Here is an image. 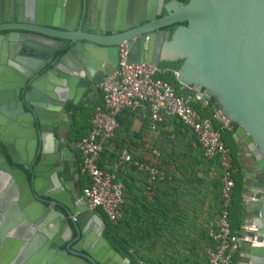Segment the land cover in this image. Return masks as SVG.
Returning a JSON list of instances; mask_svg holds the SVG:
<instances>
[{
    "label": "water",
    "instance_id": "95a60500",
    "mask_svg": "<svg viewBox=\"0 0 264 264\" xmlns=\"http://www.w3.org/2000/svg\"><path fill=\"white\" fill-rule=\"evenodd\" d=\"M134 2L109 0L105 17L99 0H0V264H130L88 234L105 225L76 195L72 154L39 151L30 178L24 165L34 153L31 123L43 132L82 108L85 91L118 71L122 44L131 63L180 62L173 76L181 90L195 104L212 99L216 119L236 126L259 194L245 208L255 243H244L239 257L264 264V0ZM74 233L86 239L64 248Z\"/></svg>",
    "mask_w": 264,
    "mask_h": 264
},
{
    "label": "built area",
    "instance_id": "2783aa9c",
    "mask_svg": "<svg viewBox=\"0 0 264 264\" xmlns=\"http://www.w3.org/2000/svg\"><path fill=\"white\" fill-rule=\"evenodd\" d=\"M118 67L112 76L99 82L102 103L92 113L86 134L71 145L72 150L80 156V174L83 176L81 199L91 211L96 214L100 211L110 222L116 223L122 216L124 185L117 177L116 167L103 169L98 162L105 146L114 137L118 116L123 111L134 112L146 108L148 127L153 133L168 118H176L194 134L203 156L216 159L219 163L221 208L216 220L207 227L211 245L206 250V256L208 264H233L243 244H254L255 240L248 235L253 229L250 224L242 226V232L238 234L230 223L237 169L233 166L230 150L222 140L221 130L213 123L216 114L213 117L203 116L192 105V99L187 94L186 97L181 95V88L177 90L171 83L158 77L163 72L160 68L147 63L129 62L126 44L120 46ZM199 105L206 107L208 102ZM159 159L160 153L153 149L149 161H134L133 165L138 171L147 172L151 180H161L163 172L158 168ZM122 160L132 161L129 154H124ZM136 263L163 264L142 259H137Z\"/></svg>",
    "mask_w": 264,
    "mask_h": 264
},
{
    "label": "crops",
    "instance_id": "0c3cea01",
    "mask_svg": "<svg viewBox=\"0 0 264 264\" xmlns=\"http://www.w3.org/2000/svg\"><path fill=\"white\" fill-rule=\"evenodd\" d=\"M98 84H92L90 91H85L81 99V104L93 112L102 103ZM202 108L204 109L203 106ZM147 114L146 108L134 112L123 111L117 118L118 125L113 140L106 146L108 152H114L115 149L117 152L121 151V157L124 154H132L146 159H150L151 150H163V182L146 189L139 177L128 179V186L124 185L126 203L129 207H140L142 211L144 208L141 205L146 204L152 215L158 213L162 204L167 222L164 229H159L158 234H152L149 239L147 254L153 258L151 261L158 259L168 264H208L206 250L210 241L202 234V229H207L217 217L219 201L215 200L214 192L219 193L218 175L216 176L218 173L198 161L201 160V149L192 135L185 133L183 129L179 130L185 137L177 135L179 130L176 129L174 119L168 118L164 126L153 133L148 127ZM217 121L222 128L230 132L231 128ZM88 127L89 122L84 132ZM230 133L236 154V161H233L237 169L235 177L240 180L241 203L245 210L249 199L259 197L252 178L254 158L248 149L233 137V132ZM173 138H176V141L171 144ZM176 216L180 219L179 223L175 222ZM243 221L244 225L249 226L247 212ZM12 247L8 251H11ZM3 248L4 244L0 246V252ZM0 260L2 262L3 258L0 257Z\"/></svg>",
    "mask_w": 264,
    "mask_h": 264
},
{
    "label": "trees",
    "instance_id": "16d2710c",
    "mask_svg": "<svg viewBox=\"0 0 264 264\" xmlns=\"http://www.w3.org/2000/svg\"><path fill=\"white\" fill-rule=\"evenodd\" d=\"M179 1L187 2L188 0H179ZM180 64H181L180 62L161 63L160 69L163 72L160 73L158 77L163 80L168 81L175 88L176 87L177 89L180 88V85L175 81V78L173 76V71L177 70ZM165 69H170L171 72H166ZM203 111L207 112L208 114L207 116H210V117H213L216 114L217 108L213 104L212 99L208 101V105L204 107ZM172 119L175 120L176 129L178 128L177 131L179 129H183L185 133L192 135L196 144L198 145L194 134L188 128L184 127L176 118H172ZM213 121H217V120L214 119ZM74 123L76 125L75 120H74ZM164 124L160 125L159 128L163 127ZM230 128H231L230 132H234V130L236 129V126L231 125ZM85 134L86 132H83L82 134L77 135L76 139L80 140ZM179 134L181 135L182 138L185 137V135L181 133L180 130H179V133H177V135ZM173 140H176V138H173L171 141ZM106 146L99 158V162H98L99 167L103 169H108V170H111L114 167H116L117 177L123 183V185L128 186L127 180L133 179L134 176L139 177V179L144 182L146 189L152 188L156 186L157 184H160L163 182V179H164L163 150L159 149L158 151L160 153L158 168L163 172V179L151 180L147 172L138 171L137 168L133 165L134 161L144 162V161H149L150 159L148 160L142 156H134L132 154H129L132 161L125 162L124 160H122L121 151L117 152L116 151L117 149H115L114 152H108L106 151ZM198 161L201 162L202 164H207L209 168L212 167L215 170V172L218 173L216 174V176L218 175L219 193L217 194L216 192H214V197H215V200L218 199L219 201V210H218V213H219L220 208H221V196H220L221 169H220L219 163L216 159L205 158L203 154L201 156V160L199 159ZM216 176L214 177V187H216L217 185ZM81 186L83 187V182H81ZM236 186H237V182H236ZM236 186H235V189H236ZM141 206L144 208L143 211H142V208L140 207L138 208L136 206L129 207V204L126 203L125 189H124V203L121 207L122 216L116 223L110 222L100 211L97 213L101 218L104 219L105 233H106V236L111 240L112 246L122 257L127 258L130 261V264H137L136 263L137 259H142L144 261H147V260L151 261L153 259L149 254H147V250L149 249L148 247L149 239L152 237V234L157 235L159 232V229H164V224L165 222H167V219L164 215V210L162 208V204L160 205L159 211L158 213H156V215L150 214L149 209L146 204L141 205ZM242 209H243L242 211L244 215L243 217H245L246 212L243 207ZM174 219H175V222L179 223L180 219L178 218V216H176ZM202 234H205L207 239L210 241V239L207 236V229H204V230L202 229ZM156 260L163 264H168L166 262L159 261L158 259ZM233 264H236V263L233 262Z\"/></svg>",
    "mask_w": 264,
    "mask_h": 264
},
{
    "label": "flooded vegetation",
    "instance_id": "af4514ba",
    "mask_svg": "<svg viewBox=\"0 0 264 264\" xmlns=\"http://www.w3.org/2000/svg\"><path fill=\"white\" fill-rule=\"evenodd\" d=\"M135 0H133L132 6H134V2ZM169 0H164V3H166ZM179 1V0H178ZM182 2V1H180ZM186 3V2H185ZM98 7H100V10L104 11V15L106 17V14L108 13V6H109V0H99V4L97 5ZM96 6V8H97ZM165 14V10L163 9L161 12V16H163ZM2 19H0V23H3L1 21ZM144 24V22H141L140 25ZM176 27V25L171 26L170 28H168V31L171 33L174 28ZM5 32H2L0 34H3ZM167 70V72H171L170 69H165ZM83 108H85L84 106L80 109H74L73 111H75L74 113L71 112L70 114H66V116H63V119L54 124L52 123H47L44 126V131L40 132V130H38V127L36 126L35 123H31L30 126V132L31 135L33 136L30 140V142L32 143V149H33V156L31 157L30 160H28V158L26 157V162H24L25 166L27 167V171H25L27 173V177L30 178V173L33 169L37 168L39 166V162H40V154L39 151H45L46 154L48 155L49 158L54 159L55 155L60 152L61 155L65 156V155H69L72 154L73 156L71 157L73 159V161L75 162V166L76 169L78 171V176H76L74 178L73 174H71L72 172V167H71V163L70 160L67 159L66 164H67V170L69 171V176L72 177V185L73 188L76 192V195L78 196L79 199H81V182H83V176L80 174V156L77 152L73 151L71 148V145L76 142V125L74 123V120L76 118V116H78L77 114L83 110ZM79 111V112H78ZM27 112V111H26ZM48 121V120H47ZM19 160H22L21 157L18 156ZM54 167L51 170V176L55 175L56 178L59 180L58 182H60V184L62 185V187L65 188L64 183L61 181L60 175L55 173L54 171ZM61 188V187H60ZM61 192H65L64 189L61 188ZM41 199L45 202V204L47 206H50L52 204V202L48 199V198H43L41 197ZM69 200H72V196L69 197ZM54 211L55 212H59L65 215V210L62 209L60 206L58 205H54ZM101 218V217H100ZM65 220L68 221V217L65 215ZM101 220L104 223V219L101 218ZM89 233L93 232L94 238L95 240H99L100 236L104 237L105 239H107L109 241V243L111 244V247L114 249V247L112 246V242L111 240L106 236L105 233V229H100L98 225H92L89 228ZM68 237V242L64 243V248L65 247H71L72 245L76 244L77 242L81 241V240H85L86 236L84 238V235H76L75 233L72 235H67ZM242 251V250H241ZM238 264H246L247 262L244 259H241L240 261L237 262Z\"/></svg>",
    "mask_w": 264,
    "mask_h": 264
},
{
    "label": "rangeland",
    "instance_id": "374dc122",
    "mask_svg": "<svg viewBox=\"0 0 264 264\" xmlns=\"http://www.w3.org/2000/svg\"><path fill=\"white\" fill-rule=\"evenodd\" d=\"M177 89V87H176ZM179 89V88H178ZM177 89V90H178ZM182 96L186 97V93L185 92H182L181 93ZM192 105L203 115V116H207V112L203 111V108L199 105V104H195V103H192ZM93 111H91L90 109L88 108H83L82 111H80L76 116L75 118V121H76V136L79 135V134H82L85 129H86V126L88 125V122L90 121V113H92ZM92 115V114H91ZM215 127L217 129H220L221 130V136H222V140L225 144V146L230 150V154H231V157H232V160L236 161V158H235V149L233 147V144H232V138H231V133L228 132L226 129L222 128L220 123H218V121H213ZM176 140H173L171 141V144H174ZM176 145V144H175ZM232 150V151H231ZM233 166L236 167V163L233 162ZM235 182H237V186H236V189L233 190V205L232 207L230 208V223H231V226H232V229L234 231H236L238 234H241L242 232V226L244 225V221H243V205L241 203V188H240V180H239V177H235ZM82 189V188H81ZM99 212V211H98ZM248 224H249V221H248ZM211 244V243H210ZM240 260L239 258V254L236 255L234 257V262L237 264V262Z\"/></svg>",
    "mask_w": 264,
    "mask_h": 264
}]
</instances>
